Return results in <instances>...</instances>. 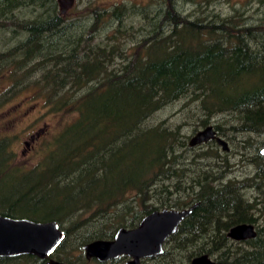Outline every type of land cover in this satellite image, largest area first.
<instances>
[{"label": "trees", "instance_id": "1", "mask_svg": "<svg viewBox=\"0 0 264 264\" xmlns=\"http://www.w3.org/2000/svg\"><path fill=\"white\" fill-rule=\"evenodd\" d=\"M177 2L159 0L153 14L87 7L88 18L73 21L57 0H0V31L24 37L0 50V112L26 96L43 107L40 119L71 116L43 133L32 165L16 162L20 137L0 133V193L7 195L0 215L56 222L65 233L57 261L88 264L73 252L112 239L153 211L197 204L165 242L163 264H190L204 254L217 264H264V22L247 25L236 9L226 19L185 15ZM25 9L41 12L18 18ZM134 15L150 29L140 40L133 39L142 28L125 25ZM183 100L195 105L197 129L227 117L226 125H212L217 136L231 143L248 136L238 153L252 165L251 177L226 180L220 147L212 141L196 153L183 125L149 124ZM203 161L209 163L197 164ZM239 224L253 225L256 237L229 239ZM0 264L43 261L21 256Z\"/></svg>", "mask_w": 264, "mask_h": 264}, {"label": "rangeland", "instance_id": "2", "mask_svg": "<svg viewBox=\"0 0 264 264\" xmlns=\"http://www.w3.org/2000/svg\"><path fill=\"white\" fill-rule=\"evenodd\" d=\"M158 1L159 0H74L73 7L66 13L65 16H67L69 20L73 21L86 16L83 18V20H85V18H88L89 15L87 7L111 9L117 5L136 7V9L141 8L147 11V13L149 14H153L156 11ZM57 7L59 10L60 4L58 0ZM177 9L181 13L183 12V14L185 15L194 14V16H207L209 20L212 19L215 15L219 17L218 19L230 18L235 14L234 10L236 9L239 10L238 15H242V18L247 25H257L264 22V7L258 2V0H194L193 2L189 0H178ZM198 9H200L201 13L194 12ZM38 12L41 11H36V9H25L23 11L17 12L16 16L20 19H29L32 18V16H34L35 14H38ZM125 25L126 27H133L134 32L136 30H140L139 28H142V30L138 31L137 34L134 33L135 38L133 40H140L143 34H146L150 31L149 27L146 26V22L142 21L140 17L135 15L129 17L125 21ZM112 31L114 32V28L113 30H111V32L107 31L110 37L113 34ZM19 37L20 38H15L11 33L0 31V50L3 48L5 49L8 46H12L16 42L24 38L22 36ZM118 37L120 38V40L122 38V40H129V38H124L123 35H118ZM35 102H33L32 99L29 101L26 96H23L22 98L20 97L14 99L13 102L11 101L6 107H4V110L0 112V133L5 134L8 131L10 134H16L20 137V144L17 142L14 145L17 163L20 162L32 165L36 161L35 151L38 150L43 144L42 135L48 133L49 131L56 132L61 124L66 123L67 121H69V119H71V116L66 115H45L43 119H40V116L42 115L41 113L44 110H42L43 107H41L40 104ZM185 103V100L179 101L160 110L153 115V117L149 121V124L156 125L161 121H167V124L171 126L183 125L182 133L190 139L197 131L201 130L202 128L197 129L196 126L195 120L198 115L196 113H193L195 110V105L190 104L186 106ZM189 109L192 110V113L186 114ZM226 121H228L227 117H216L211 119L210 124L214 126H224L227 124ZM29 124H31V127H28ZM194 130L197 131L194 132ZM40 132L41 135H38ZM247 138V135H237L232 138L233 143L227 140V138H224L225 140H227L230 150L227 155H225V152H223L219 148L218 153L222 158H226V164L229 166L226 180L230 179L244 182L247 177H251V175L253 174L254 169L252 165L248 164L245 158L240 157L238 153L241 145H243L242 143ZM250 138L256 139L258 141H263L255 138L254 136H251ZM32 145L34 147H37V149ZM30 146L33 148H31ZM207 149L208 147L205 146L204 148L196 149L195 152L197 153L201 150L207 151ZM188 158H191L189 157V154L186 155V159ZM208 163L209 162L207 161H203V163L201 164L205 166ZM243 194L245 198H249L252 196V191L250 189H247L245 192H243ZM5 196H7L5 193H0V198ZM135 211H137V209ZM73 253H77V257H81L82 255L80 253L78 254V252L76 251H74ZM163 262V259L157 258L156 260H148L144 262V264H163Z\"/></svg>", "mask_w": 264, "mask_h": 264}, {"label": "water", "instance_id": "3", "mask_svg": "<svg viewBox=\"0 0 264 264\" xmlns=\"http://www.w3.org/2000/svg\"><path fill=\"white\" fill-rule=\"evenodd\" d=\"M63 14L73 0H58ZM214 141L223 152H229L228 143L217 136L212 125L196 132L188 141L190 148ZM264 157V146L260 150ZM176 210L163 208L143 217L133 229L119 228L112 240H95L82 246L87 260L99 262L126 256V264H141L143 259L161 256L168 237L175 234L178 226L196 208ZM253 225L239 224L227 232V237L235 242H245L256 237ZM65 239V233L54 221L34 222L24 218H10L0 215V258L34 256L44 264H67L52 259V255ZM191 264H217L207 255L197 256Z\"/></svg>", "mask_w": 264, "mask_h": 264}, {"label": "flooded vegetation", "instance_id": "4", "mask_svg": "<svg viewBox=\"0 0 264 264\" xmlns=\"http://www.w3.org/2000/svg\"><path fill=\"white\" fill-rule=\"evenodd\" d=\"M73 4H74V0H73V3H72V5L62 14L61 13V7H60V9H59V11H60V13L62 14V15H65L72 7H73ZM129 7V6H128ZM101 9H103V10H108V8H101ZM91 12H89V14H90ZM213 128H214V126H213ZM215 130V129H214ZM216 134H217V132H216ZM210 142H212V141H210ZM214 142V141H213ZM208 144V143H207ZM207 144H203V145H207ZM202 146L200 145V146H198L197 147V149L198 148H201ZM220 147V146H219ZM221 148V147H220ZM200 163V165H202L201 163H203V162H198L197 164H199ZM195 205V204H194ZM193 206V205H192ZM192 206H189V207H187V208H184V209H188V208H190V207H192ZM168 209V208H167ZM161 210V209H160ZM176 210H182V209H176ZM143 219V218H142ZM141 219V220H142ZM140 220V221H141ZM140 223V222H139ZM138 223V224H139ZM138 224H137V226H138ZM182 224V223H181ZM180 224V225H181ZM179 225V226H180ZM137 226H135V227H133V228H136ZM179 226H178V228H179ZM133 228H126V229H133ZM178 228H177V230H178ZM117 232V231H116ZM177 232V231H176ZM175 232V233H176ZM115 235V234H114ZM174 235V234H173ZM172 236V235H171ZM170 236V237H171ZM170 237H168V238H170ZM113 238H114V236H113ZM112 238V239H113ZM112 239H110V240H112ZM168 240V239H167ZM166 240V241H167ZM164 249H165V244H164ZM165 251V250H164ZM160 256H157V257H153V258H148V259H143V260H141L140 261V263L141 264H144V262H146V261H148V260H156L157 258H159ZM52 259H54L53 258V256H52ZM55 260V259H54ZM85 261L86 263H88V264H126L130 259L128 258V257H126V256H121V257H119V258H117V259H112V260H109V261H104V262H99V261H97V260H95V259H90V260H87L86 258H85V255H84V252H83V250H82V255H81V257H79V261ZM192 261V260H191ZM45 262L43 261V264H44ZM190 264H191V262H190Z\"/></svg>", "mask_w": 264, "mask_h": 264}, {"label": "bare ground", "instance_id": "5", "mask_svg": "<svg viewBox=\"0 0 264 264\" xmlns=\"http://www.w3.org/2000/svg\"><path fill=\"white\" fill-rule=\"evenodd\" d=\"M194 212V211H193Z\"/></svg>", "mask_w": 264, "mask_h": 264}]
</instances>
